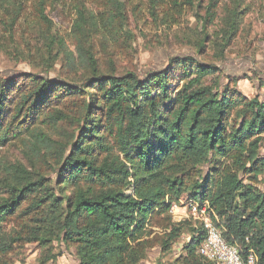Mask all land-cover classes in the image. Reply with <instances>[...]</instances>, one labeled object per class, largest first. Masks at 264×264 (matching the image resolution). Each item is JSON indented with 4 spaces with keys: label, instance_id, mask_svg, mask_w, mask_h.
I'll use <instances>...</instances> for the list:
<instances>
[{
    "label": "trees",
    "instance_id": "trees-1",
    "mask_svg": "<svg viewBox=\"0 0 264 264\" xmlns=\"http://www.w3.org/2000/svg\"><path fill=\"white\" fill-rule=\"evenodd\" d=\"M97 1L98 21H89L93 15L78 9L73 27L84 35L89 26L116 40L126 31L125 5L122 0ZM196 1L170 0L166 16L195 9ZM47 3L38 1L36 17L48 51L62 56L66 74L84 69L91 76L85 86L35 73L1 83L0 143L27 134L22 143L45 159L54 140L33 125L56 127L68 118L83 119L81 139L63 156L59 174L64 186L74 184V196L62 198L50 191L32 198L44 183L18 165L9 198L0 202V231L16 213L20 219L41 214L43 221L60 226L66 242L77 245L81 264H137L145 255L140 246L146 245L154 218L168 215L186 194L188 200L208 201L225 240L238 246L245 259L254 254L257 264H264V99L250 98L232 83L222 85L221 68L192 55L173 57L169 67L144 77L115 68L103 73L90 47L79 39L70 49L64 36L54 32ZM219 4L210 0L204 15L196 12L200 31H205L200 50L205 49L206 31L217 18ZM236 29L232 22L225 31L221 53L231 45ZM96 113L104 119V132L97 125L100 119H93ZM198 223H173L164 250L182 244L184 236V264H218L197 251L205 238ZM2 249L6 251L0 242ZM0 264H6L1 256Z\"/></svg>",
    "mask_w": 264,
    "mask_h": 264
},
{
    "label": "rangeland",
    "instance_id": "rangeland-1",
    "mask_svg": "<svg viewBox=\"0 0 264 264\" xmlns=\"http://www.w3.org/2000/svg\"><path fill=\"white\" fill-rule=\"evenodd\" d=\"M38 1L0 0V85L21 74L35 73L57 82L85 86L91 76L89 71L83 69L72 75L66 74L62 56L51 55L45 46L36 17ZM122 1L127 25L126 31L121 32L116 40L94 33L89 26L84 35L73 27L78 9L93 15L89 21H98L100 1L48 0L46 13L54 23V32L64 36L70 49H75L79 39L85 47L92 49L103 73H110L115 68L118 73L135 70L144 77L151 71L169 67L173 57L192 55L219 66L222 85L232 83L246 96L264 99V0H220L217 18L206 31L209 39L204 50H200L199 43L204 37L201 33L205 31H200L196 12L204 15L203 8L210 0H197V8L186 7L181 15L174 14L169 19L166 15L171 8L170 0ZM200 3L203 6L198 8ZM232 22L236 24V33L231 45L221 53L220 43H224L223 35ZM95 97L93 95L92 99ZM47 112L49 109L45 114ZM93 116V119H100L97 125L104 132V119L97 113ZM84 125L83 119L77 118L63 120L56 127L42 123L33 125L44 128L54 140L52 148L45 150V159L22 143L21 138L29 137L27 134L0 143V202L9 198L18 165L27 169L33 180L44 183L32 198L50 191L62 198H72L74 184L64 186L59 174L63 156L74 142L80 141ZM107 141L113 144L112 137H107ZM55 153H58V160L57 157L53 159ZM206 169L203 167L202 172L205 173ZM260 178V186L264 187V173ZM186 197V194L181 197L183 202L179 203L177 213L169 211L168 215L154 218L144 238L147 243L140 246L145 255L137 264H184L181 247L184 236L180 238L181 245L173 244L169 250H164V241L173 223L186 220L197 225L194 215L186 207ZM17 216L16 213L4 222L0 231V242L6 249L0 250V256L6 264H81L77 245L62 238L60 226L43 221L41 214L24 219ZM35 236L48 241L36 240Z\"/></svg>",
    "mask_w": 264,
    "mask_h": 264
},
{
    "label": "built area",
    "instance_id": "built-area-1",
    "mask_svg": "<svg viewBox=\"0 0 264 264\" xmlns=\"http://www.w3.org/2000/svg\"><path fill=\"white\" fill-rule=\"evenodd\" d=\"M180 202H183L180 199ZM186 207L194 215L205 230V238L198 247V253L218 264H257V258L250 254L246 259L240 253L239 247L230 245L223 236L219 226V217L208 201L189 199ZM179 203H173L170 212L177 213Z\"/></svg>",
    "mask_w": 264,
    "mask_h": 264
}]
</instances>
